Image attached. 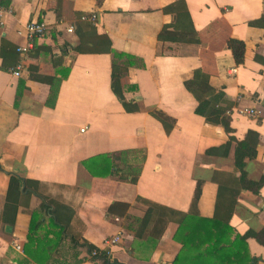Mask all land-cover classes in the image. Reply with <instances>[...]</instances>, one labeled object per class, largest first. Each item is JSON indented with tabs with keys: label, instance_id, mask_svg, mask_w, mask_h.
<instances>
[{
	"label": "crops",
	"instance_id": "crops-1",
	"mask_svg": "<svg viewBox=\"0 0 264 264\" xmlns=\"http://www.w3.org/2000/svg\"><path fill=\"white\" fill-rule=\"evenodd\" d=\"M0 5V264H102L91 247L117 264H192L176 259L189 235L180 220L199 187L195 217L221 219L239 234L264 228V186L241 189L235 166L237 142L249 140L257 154L246 159L248 178H264V0ZM86 14L96 15L91 25L78 21ZM32 21L47 30L17 53ZM77 26L106 36L110 49L77 52ZM230 39L245 44L241 65ZM202 102L226 116L231 132L196 113ZM12 176L21 181L9 194ZM116 202L124 205L107 213ZM248 251L264 264V246L249 239Z\"/></svg>",
	"mask_w": 264,
	"mask_h": 264
},
{
	"label": "trees",
	"instance_id": "trees-1",
	"mask_svg": "<svg viewBox=\"0 0 264 264\" xmlns=\"http://www.w3.org/2000/svg\"><path fill=\"white\" fill-rule=\"evenodd\" d=\"M3 5V4H2ZM6 7V5H3ZM85 15H80L78 21L85 22L91 25V22L82 21L81 18ZM86 16H91L86 14ZM80 26H77V32H79V44L76 46V51L79 53H102L107 49H110L107 38L104 35H97L92 32L91 35L80 33ZM92 41V42H91ZM94 42V43H93ZM228 47L232 51L233 57L237 65H241L244 62L245 44L243 41L230 39L228 41ZM17 52V48H16ZM18 53V52H17ZM120 76L116 74V70L112 72V84L114 90L118 92ZM56 86L54 83L51 86V93L48 99V105H53L57 97ZM120 96V95H119ZM210 102H202L196 108V113L206 117L209 121L215 124H221L227 132H231L229 121L225 115L221 114L217 108L209 106ZM229 144L225 145L223 149H227ZM210 153V151H209ZM256 145L249 140H241L237 142L235 153V166L240 171L239 183L241 189H246L254 194L259 193L264 186V178L260 181H253L248 178L247 171L245 170L246 159H255L256 157ZM117 159V158H116ZM112 166L115 165L113 159H111ZM87 165V164H86ZM119 170H117L118 172ZM134 179V176L132 177ZM20 179L12 176L10 182L9 194L12 192L17 193L19 190ZM200 193V187L197 188L195 199L192 203L191 214L186 215L180 220L179 230L188 231L189 235L181 240L183 248L178 258H187L189 256L192 260V264H254L256 260L250 256L248 251V240L254 239L258 244L264 246V228L255 232L249 230L244 234H239L235 229L226 221L219 219L204 220L195 217L196 201ZM124 205L123 203H114L107 213H114L115 208ZM41 211L54 218L56 225H61L62 222L58 217V213L52 210L51 206L43 202L41 204ZM128 217V216H127ZM129 221L132 218H127ZM144 223V219L141 220ZM35 229L34 220L31 224L30 232ZM129 231H134V226H129ZM178 238V237H177ZM95 253V255H94ZM89 257L92 260H99L102 264H117L111 262L110 253L107 250H100L98 248L91 247L88 252Z\"/></svg>",
	"mask_w": 264,
	"mask_h": 264
},
{
	"label": "built area",
	"instance_id": "built-area-1",
	"mask_svg": "<svg viewBox=\"0 0 264 264\" xmlns=\"http://www.w3.org/2000/svg\"><path fill=\"white\" fill-rule=\"evenodd\" d=\"M7 10L5 7L0 5V24L6 14ZM96 19V15L92 14L91 16H83L81 18L82 21H89V22H94ZM47 30V24L43 21H35V22H30L29 24L26 25L25 27V33H26V37H27V45L26 46H19L17 47V52L18 53H27L29 52L34 45V42L36 39H38L39 37H41L45 31ZM69 32L73 31V28L71 27L69 30ZM21 70H22V66L18 65L16 66L15 70H14V74L16 76H19L21 74ZM241 113L244 115H247L249 117H259L261 115L260 111H257L255 109H242ZM119 236H115L114 238H112L111 240H109L108 243H116L119 241ZM95 255V253H94Z\"/></svg>",
	"mask_w": 264,
	"mask_h": 264
},
{
	"label": "water",
	"instance_id": "water-1",
	"mask_svg": "<svg viewBox=\"0 0 264 264\" xmlns=\"http://www.w3.org/2000/svg\"><path fill=\"white\" fill-rule=\"evenodd\" d=\"M7 229H9V227H7Z\"/></svg>",
	"mask_w": 264,
	"mask_h": 264
}]
</instances>
